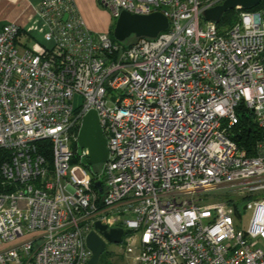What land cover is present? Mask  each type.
Here are the masks:
<instances>
[{
  "label": "built area",
  "instance_id": "1",
  "mask_svg": "<svg viewBox=\"0 0 264 264\" xmlns=\"http://www.w3.org/2000/svg\"><path fill=\"white\" fill-rule=\"evenodd\" d=\"M224 1L101 0L168 18L125 46L74 0L0 30V264H87L97 221L124 229L134 264H264V138L248 156L228 133L240 105L264 132V11L220 32L204 13ZM91 110L109 150L97 165L79 144Z\"/></svg>",
  "mask_w": 264,
  "mask_h": 264
},
{
  "label": "water",
  "instance_id": "2",
  "mask_svg": "<svg viewBox=\"0 0 264 264\" xmlns=\"http://www.w3.org/2000/svg\"><path fill=\"white\" fill-rule=\"evenodd\" d=\"M264 0H226L221 5L206 10L204 17L207 20L219 23L222 15L234 9H252L259 6ZM67 16L64 17V20ZM169 28V20L161 12L150 15H136L122 11L117 19L113 32L114 38L119 42H127L130 38H156L161 32ZM79 144L88 148L91 164H103L107 161L109 150L107 140L103 135L97 111H89L84 119L79 133ZM100 183H96L99 188ZM246 209V207H244ZM125 231L123 228H109L107 224L97 221L86 239L87 247L92 251V257L87 264H100V259L109 244H120Z\"/></svg>",
  "mask_w": 264,
  "mask_h": 264
},
{
  "label": "trees",
  "instance_id": "3",
  "mask_svg": "<svg viewBox=\"0 0 264 264\" xmlns=\"http://www.w3.org/2000/svg\"><path fill=\"white\" fill-rule=\"evenodd\" d=\"M100 3H101V0H100ZM234 10L250 11V12L264 11V2H262L259 6L254 7L252 9H242V10L234 9ZM232 12H233V10H229V11L225 12L221 17L220 22L217 23V27H218L220 32H225L226 30L231 28L238 21V19L237 20H229L228 19L229 14H231ZM22 34H23V32H22ZM111 37L114 41H116L114 36H111ZM136 40H137V38H135L133 41H128V44H132ZM237 115L239 118L238 123L233 125L231 128H229V130H228L229 136L234 142H236V144L240 148L244 149L247 152L248 156H255L256 155V145H257L258 141H260L264 138V132L257 126V123L254 120L253 114L251 113L250 110L245 108V106L240 105L238 107ZM39 144L48 147L47 156H48V159L50 161H52L51 149H49V146H50L49 141H43ZM6 156H7V153L0 151V166H1L3 159ZM1 184H2V178L0 175V185ZM226 199L228 201H230L233 205H235L237 213L239 214V203L240 202L238 201L239 203L235 204L234 200H232L230 198V196H227ZM242 200H240V201H242ZM249 200H250V198H245L243 201L247 202ZM112 255H113V253L107 251V249H106L105 253L102 255V257L100 259V264H112V261H111Z\"/></svg>",
  "mask_w": 264,
  "mask_h": 264
},
{
  "label": "crops",
  "instance_id": "4",
  "mask_svg": "<svg viewBox=\"0 0 264 264\" xmlns=\"http://www.w3.org/2000/svg\"><path fill=\"white\" fill-rule=\"evenodd\" d=\"M44 0H0V30L5 25L16 24L29 28L36 19V12ZM77 10L87 28L94 32L110 33L108 25L97 22L96 0H74ZM9 243L0 245V251L7 249Z\"/></svg>",
  "mask_w": 264,
  "mask_h": 264
},
{
  "label": "rangeland",
  "instance_id": "5",
  "mask_svg": "<svg viewBox=\"0 0 264 264\" xmlns=\"http://www.w3.org/2000/svg\"><path fill=\"white\" fill-rule=\"evenodd\" d=\"M96 5L98 9H96V17L97 22L101 25H108L110 36H113V32L115 29V25L117 22V17L114 16L112 10L108 7H105L100 3V0H96ZM241 11L233 10L231 14H229V20H239ZM94 32V31H93ZM96 33H103V32H96ZM135 38L132 37L128 41H133ZM127 42H120L123 46L128 44ZM226 195H229L227 193ZM227 197V196H225ZM19 206L23 209L26 208V201H20ZM251 218V212L245 210L243 221L239 223V228L245 229L248 226L249 220ZM126 242L122 241L120 244H109L107 247V251L112 252L113 255L111 257L112 264H134L130 258L126 256Z\"/></svg>",
  "mask_w": 264,
  "mask_h": 264
},
{
  "label": "bare ground",
  "instance_id": "6",
  "mask_svg": "<svg viewBox=\"0 0 264 264\" xmlns=\"http://www.w3.org/2000/svg\"><path fill=\"white\" fill-rule=\"evenodd\" d=\"M117 41V40H116Z\"/></svg>",
  "mask_w": 264,
  "mask_h": 264
}]
</instances>
